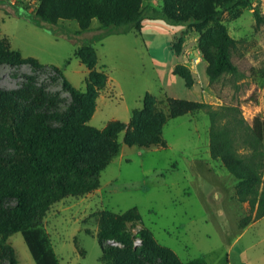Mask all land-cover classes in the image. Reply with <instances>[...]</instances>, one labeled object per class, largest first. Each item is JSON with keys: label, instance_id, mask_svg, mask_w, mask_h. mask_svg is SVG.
Segmentation results:
<instances>
[{"label": "rangeland", "instance_id": "1", "mask_svg": "<svg viewBox=\"0 0 264 264\" xmlns=\"http://www.w3.org/2000/svg\"><path fill=\"white\" fill-rule=\"evenodd\" d=\"M14 1L31 9L39 2ZM143 2L162 5V0ZM5 4H0V35H8L15 49L38 54L42 62L61 67L63 75L52 68L34 70L29 63H4L0 65V87H21L27 76L33 75L35 85L54 99L46 101L49 110L65 114L72 94L63 76L84 89L90 71L75 56L82 41L46 30L49 36L39 35L29 30L25 19L8 13L13 8ZM255 7L264 14V0H251L239 17L225 16L230 33L239 41L234 54L239 71L213 84L199 49V33L187 25L148 19L143 34L132 30L95 40L99 55L96 68L106 71L108 82L89 123L100 129L116 120L128 123L133 110L142 106L147 91L158 97L159 107L166 111L167 97L173 96L214 105L239 104L250 122L257 114L264 116V23L257 25ZM94 21L92 27H98L100 22L97 18ZM65 23L72 30L79 28L74 20ZM183 33L185 41L177 54L171 43ZM178 62L192 69V88L173 73L172 66ZM210 124L203 110L170 117L164 126V142L149 146L126 144L124 135L133 129L128 126L118 137L119 154L102 172L101 186L86 195H70L53 204L40 227L60 264H102L99 214L106 210L123 212L134 206L140 209L143 222L130 223L131 230L150 228L156 239L173 248L184 264H264V217L241 226L250 205L236 196L237 178L211 156ZM216 193L224 195L215 200ZM4 241L16 248L18 264H38L21 231L7 238L0 236V244Z\"/></svg>", "mask_w": 264, "mask_h": 264}, {"label": "trees", "instance_id": "2", "mask_svg": "<svg viewBox=\"0 0 264 264\" xmlns=\"http://www.w3.org/2000/svg\"><path fill=\"white\" fill-rule=\"evenodd\" d=\"M144 0H39L36 7L22 9L10 0L12 13L24 16L44 30L81 40L75 49L89 69L84 89L65 76L64 84L72 94L65 114L51 112L46 101L54 102L44 88L35 85L34 76L17 88L0 87V236L21 231L38 264H60L47 246L40 227L53 204L67 196H82L101 186L102 172L119 154V135L131 126L123 141L130 145L162 144L164 126L170 117L203 110L210 117V151L237 178L236 196L249 202L250 213L241 226L264 217V116L250 122L239 104L214 105L204 100L167 97L168 111L159 107L158 97L147 91L141 107L133 110L130 121L116 120L100 129L92 119L97 100L108 82L106 71L97 69L99 60L94 41L110 34L142 32L144 20L163 19L171 25H187L199 33V49L206 61L211 84L226 74L239 71L234 60L239 41L229 31L225 16L239 17L251 0H162L161 7L144 5ZM5 2V3H4ZM15 9V10H14ZM256 23H264V14L255 7ZM97 18L100 24L92 27ZM74 20L79 28L65 23ZM185 41L183 33L172 48L177 54ZM29 63L34 70L52 68L34 56H25L12 47L8 35H0V65ZM173 73L192 88V69L178 62ZM58 121V123L56 122ZM137 206L123 212L111 210L99 214L98 238L103 250L102 264H184L178 253L160 243L148 227L133 232L131 225L142 224ZM136 238H141L138 246ZM116 241L119 244H113ZM16 248L10 242L0 244V264H18Z\"/></svg>", "mask_w": 264, "mask_h": 264}, {"label": "crops", "instance_id": "3", "mask_svg": "<svg viewBox=\"0 0 264 264\" xmlns=\"http://www.w3.org/2000/svg\"><path fill=\"white\" fill-rule=\"evenodd\" d=\"M11 4H16L17 5V7H21V8H23V4H21V3H17V2H15L14 0L13 1H11ZM2 5H6V4H2ZM15 10V9H14ZM15 15V14H14ZM17 17H20V18H22V19H25L29 24H30V26H29V30L31 29V31H33V32H36L37 34H43V35H48L49 36V33L48 32H46L45 30H43V28H41V27H39V26H37L36 24H34L33 22H31L30 20H28L26 17H24V16H18V15H16ZM95 20V19H94ZM93 20V23L95 22ZM148 19L146 18L145 20H144V26H143V29H144V27H145V23H146V21H147ZM93 23H92V25H93ZM175 26V25H174ZM41 29V30H40ZM143 29H142V32L140 33V34H143ZM42 31V32H41ZM46 33V34H45ZM36 35V34H35ZM51 35V34H50ZM13 47V46H12ZM14 48V47H13ZM15 49V48H14ZM18 50H20L22 53H23V55H25V56H34V57H36L39 61H41L40 59H39V56H38V54H34V53H25L24 51H23V49H21V48H18ZM26 54H28V55H26ZM42 62V61H41ZM156 64H158L156 61H154ZM42 63H44V62H42ZM45 64H47V63H45ZM177 63H174V65L172 66L173 68L175 67V65H176ZM206 66H207V63H206Z\"/></svg>", "mask_w": 264, "mask_h": 264}, {"label": "built area", "instance_id": "4", "mask_svg": "<svg viewBox=\"0 0 264 264\" xmlns=\"http://www.w3.org/2000/svg\"><path fill=\"white\" fill-rule=\"evenodd\" d=\"M116 241H113V243H115ZM117 243V242H116ZM115 243V244H116ZM135 243H136V245H140L141 243H142V239L141 238H136V240H135Z\"/></svg>", "mask_w": 264, "mask_h": 264}, {"label": "water", "instance_id": "5", "mask_svg": "<svg viewBox=\"0 0 264 264\" xmlns=\"http://www.w3.org/2000/svg\"><path fill=\"white\" fill-rule=\"evenodd\" d=\"M222 194L224 195V193H220V195H219V193H216L214 199L216 200V197H217L218 195H219V196L217 197V199L220 198V197H222V196H223ZM113 244H115V243H113Z\"/></svg>", "mask_w": 264, "mask_h": 264}]
</instances>
